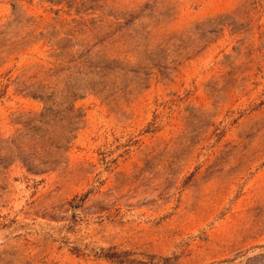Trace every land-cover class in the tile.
Masks as SVG:
<instances>
[{"label":"rangeland","instance_id":"rangeland-1","mask_svg":"<svg viewBox=\"0 0 264 264\" xmlns=\"http://www.w3.org/2000/svg\"><path fill=\"white\" fill-rule=\"evenodd\" d=\"M31 94L64 146L0 169V264H264V0H0L5 137Z\"/></svg>","mask_w":264,"mask_h":264},{"label":"trees","instance_id":"trees-1","mask_svg":"<svg viewBox=\"0 0 264 264\" xmlns=\"http://www.w3.org/2000/svg\"><path fill=\"white\" fill-rule=\"evenodd\" d=\"M231 19L230 14H221L211 19V21H219L221 19ZM233 20V19H232ZM225 27V26H222ZM176 41L181 42V39H176ZM171 43L167 41L164 43L163 48H167ZM174 46V44H171ZM163 48L159 49L163 51ZM115 66V62L104 63L101 66L93 67L90 74L95 76H104L106 72L111 71ZM101 85V84H100ZM105 89V88H103ZM106 91V90H105ZM34 98H38L46 104L43 113L32 114V117L25 122H17L23 129L17 130L14 134L5 137L0 131V169L7 170L12 164L19 163L22 168L30 175H40L48 171H52V167L56 164V160L52 159L53 153L50 152L51 148L61 151L63 149V144H55L50 140L44 139L38 132L41 130L43 125H48L44 119L48 115L56 114V103L53 101V95L50 94L44 96L43 94H31ZM36 95V96H34ZM66 110L71 115V105L66 108ZM65 131L67 134H71V124ZM28 138V142L26 141ZM62 140L65 143H69L71 140V135L68 137L63 135ZM25 141V142H24ZM49 144L47 148V144ZM129 253L119 251L117 248L112 247L109 249H101L98 252V256L110 261H114L119 264H123L128 261ZM146 257L153 262L154 257L146 255ZM165 263H169V259H163Z\"/></svg>","mask_w":264,"mask_h":264}]
</instances>
